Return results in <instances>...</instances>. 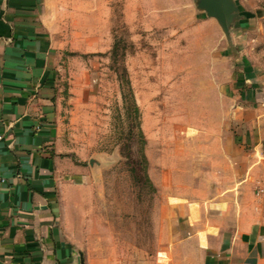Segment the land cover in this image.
<instances>
[{
  "label": "rangeland",
  "instance_id": "rangeland-1",
  "mask_svg": "<svg viewBox=\"0 0 264 264\" xmlns=\"http://www.w3.org/2000/svg\"><path fill=\"white\" fill-rule=\"evenodd\" d=\"M41 1L56 50L61 143L94 183L80 193L93 233L79 251L89 264H167L189 205L216 203L211 193L242 176L251 148L236 150L237 136L253 131L247 100L264 101V0H234L240 19L229 41L196 0ZM124 69L149 183L140 169L132 174L141 141ZM258 130L264 138V117Z\"/></svg>",
  "mask_w": 264,
  "mask_h": 264
},
{
  "label": "crops",
  "instance_id": "crops-1",
  "mask_svg": "<svg viewBox=\"0 0 264 264\" xmlns=\"http://www.w3.org/2000/svg\"><path fill=\"white\" fill-rule=\"evenodd\" d=\"M56 87V50L42 1L0 0V264H76L73 250L93 233L84 226L80 195L94 184L91 170L65 156ZM247 101L253 131L237 136L236 150L251 148L242 176L211 193L216 203L189 205L167 264H264V138L258 130L264 101ZM233 155L231 172L238 175Z\"/></svg>",
  "mask_w": 264,
  "mask_h": 264
},
{
  "label": "water",
  "instance_id": "water-1",
  "mask_svg": "<svg viewBox=\"0 0 264 264\" xmlns=\"http://www.w3.org/2000/svg\"><path fill=\"white\" fill-rule=\"evenodd\" d=\"M197 9L205 12L208 18L216 20L227 41L230 39L231 27L240 19L238 7L234 0H196ZM70 248V246H65ZM76 254V264H83L84 257L81 251Z\"/></svg>",
  "mask_w": 264,
  "mask_h": 264
},
{
  "label": "trees",
  "instance_id": "trees-1",
  "mask_svg": "<svg viewBox=\"0 0 264 264\" xmlns=\"http://www.w3.org/2000/svg\"><path fill=\"white\" fill-rule=\"evenodd\" d=\"M116 47V44L115 46ZM113 47V57L114 59L116 58V54H114L116 51H114V48ZM122 83H123V87H125L126 89V97L128 98L129 100V114L130 116L133 115V119L135 121V126L138 130V136L140 138V141H141V149H140V155H139V160L137 161V164H138V168H134L132 167V174H133V177H139L138 176V170L140 169L143 173V177H144V181H146V183H149V178L146 174V165H147V162H146V158H145V155L143 154V146H144V143H145V140H144V136H143V133L140 129V121H139V117H140V112H139V109H138V106L136 104V101H135V97H134V94H133V90H132V87H131V84H130V81L127 77V72L126 70L124 69V75L122 77ZM121 155L123 157H125L126 159H128L127 161H133L131 160L132 157L129 155V154H124L123 152V149H121Z\"/></svg>",
  "mask_w": 264,
  "mask_h": 264
},
{
  "label": "built area",
  "instance_id": "built-area-1",
  "mask_svg": "<svg viewBox=\"0 0 264 264\" xmlns=\"http://www.w3.org/2000/svg\"><path fill=\"white\" fill-rule=\"evenodd\" d=\"M1 182H2V178H1V176H0V186H1ZM262 192V191H261ZM260 193V192H259Z\"/></svg>",
  "mask_w": 264,
  "mask_h": 264
}]
</instances>
